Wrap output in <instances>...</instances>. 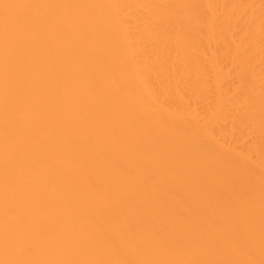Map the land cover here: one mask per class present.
Listing matches in <instances>:
<instances>
[{
  "label": "bare ground",
  "instance_id": "bare-ground-1",
  "mask_svg": "<svg viewBox=\"0 0 264 264\" xmlns=\"http://www.w3.org/2000/svg\"><path fill=\"white\" fill-rule=\"evenodd\" d=\"M0 264H264V0H0Z\"/></svg>",
  "mask_w": 264,
  "mask_h": 264
}]
</instances>
